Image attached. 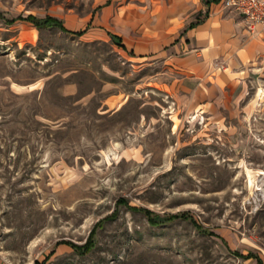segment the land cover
Instances as JSON below:
<instances>
[{"label":"rangeland","instance_id":"1","mask_svg":"<svg viewBox=\"0 0 264 264\" xmlns=\"http://www.w3.org/2000/svg\"><path fill=\"white\" fill-rule=\"evenodd\" d=\"M94 5L0 0V264H264V70L231 112L184 115Z\"/></svg>","mask_w":264,"mask_h":264},{"label":"crops","instance_id":"2","mask_svg":"<svg viewBox=\"0 0 264 264\" xmlns=\"http://www.w3.org/2000/svg\"><path fill=\"white\" fill-rule=\"evenodd\" d=\"M116 1L95 0L86 24L134 64L162 69L168 96L184 115L214 119L231 112L246 77L264 70L262 27L225 10L221 0H128L122 6ZM53 19L66 34L81 37L89 29Z\"/></svg>","mask_w":264,"mask_h":264},{"label":"built area","instance_id":"3","mask_svg":"<svg viewBox=\"0 0 264 264\" xmlns=\"http://www.w3.org/2000/svg\"><path fill=\"white\" fill-rule=\"evenodd\" d=\"M222 7L243 17L264 31V0H221Z\"/></svg>","mask_w":264,"mask_h":264},{"label":"trees","instance_id":"4","mask_svg":"<svg viewBox=\"0 0 264 264\" xmlns=\"http://www.w3.org/2000/svg\"><path fill=\"white\" fill-rule=\"evenodd\" d=\"M220 0H206L205 2L207 3V4H209L210 2H214V3H217V2H219ZM0 17L2 18V16H1V14H0ZM14 21L15 20H6V23L7 24H9V25H11V24H13L14 23ZM25 21H27V22H30V23H32L36 28H38V29H41V28H43V27H56L57 29H59L61 32H63V33H67V31L64 29V27L62 26V24H61V22L60 21H58V20H56V19H53V18H51V17H45V18H43V19H40V18H36V17H34V16H29V17H27L26 19H25ZM77 35H79V34H77ZM146 212V214H148V215H150V216H152V217H150L149 218V220L151 221V222H155L156 223V221H155V216H153L152 215V213L151 212H149V211H145ZM179 217H183V218H188V219H191V217L190 216H187V215H176V216H171V217H167L166 219H162L160 222H166V221H170V220H174V219H177V218H179ZM236 254V256L237 257H241V258H243V259H255L256 261H257V264H262V262L258 259V257H256V256H253V255H251V254H249V255H247V256H242V255H239L238 253H235Z\"/></svg>","mask_w":264,"mask_h":264}]
</instances>
